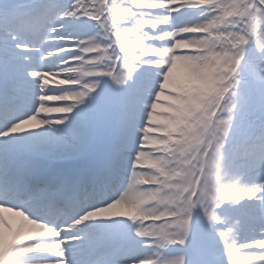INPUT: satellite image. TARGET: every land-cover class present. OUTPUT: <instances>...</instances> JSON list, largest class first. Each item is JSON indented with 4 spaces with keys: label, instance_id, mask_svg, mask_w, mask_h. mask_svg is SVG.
<instances>
[{
    "label": "snow or ice",
    "instance_id": "obj_1",
    "mask_svg": "<svg viewBox=\"0 0 264 264\" xmlns=\"http://www.w3.org/2000/svg\"><path fill=\"white\" fill-rule=\"evenodd\" d=\"M0 264H264V0H0Z\"/></svg>",
    "mask_w": 264,
    "mask_h": 264
}]
</instances>
